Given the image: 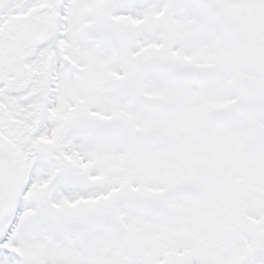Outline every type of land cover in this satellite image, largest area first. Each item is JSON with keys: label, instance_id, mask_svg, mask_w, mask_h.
<instances>
[{"label": "snow or ice", "instance_id": "6c2138e0", "mask_svg": "<svg viewBox=\"0 0 264 264\" xmlns=\"http://www.w3.org/2000/svg\"><path fill=\"white\" fill-rule=\"evenodd\" d=\"M0 264H264V0H0Z\"/></svg>", "mask_w": 264, "mask_h": 264}]
</instances>
